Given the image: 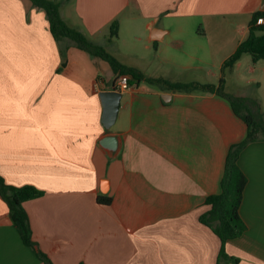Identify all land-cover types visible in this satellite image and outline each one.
<instances>
[{"label":"crops","instance_id":"obj_1","mask_svg":"<svg viewBox=\"0 0 264 264\" xmlns=\"http://www.w3.org/2000/svg\"><path fill=\"white\" fill-rule=\"evenodd\" d=\"M135 2L137 10L127 0H68L60 14L123 66L171 83L217 86L251 14L264 11V0ZM113 21L118 35L109 41ZM118 77L71 41L57 44L29 0H0V176L44 192L23 203L36 250L52 264H216L220 241L199 217L220 192L245 123L216 93L173 92L129 75L119 90ZM222 77L226 93L264 111V61L244 54ZM110 90L120 99L106 129L99 94ZM106 136L114 149L100 144ZM238 166L246 229L225 243V264H264V141L247 144ZM0 264H45L1 198Z\"/></svg>","mask_w":264,"mask_h":264},{"label":"trees","instance_id":"obj_2","mask_svg":"<svg viewBox=\"0 0 264 264\" xmlns=\"http://www.w3.org/2000/svg\"><path fill=\"white\" fill-rule=\"evenodd\" d=\"M31 4L45 12L49 25V31L57 44L62 40H69L78 48L86 51L92 56L105 60L114 72L119 75H129L133 80L144 79L146 83L161 85L166 90L173 92H201L216 93L227 99L231 104L234 114L240 118L247 127L246 137L239 143L232 144L226 154L223 175L220 180V192L211 194L206 198L209 207L206 213L199 217V222L208 227L220 241V248L216 264H225L231 260L224 251L227 241L239 237L246 229L239 214L242 201L243 189L246 177L238 166V157L241 150L249 143L264 141V111H261L257 102L251 99L234 96L224 90L223 74L225 69L231 68L242 55L248 54L251 61L256 63L264 61V11H256L251 14L247 24V36L241 41L234 52L227 57L221 65V78L217 86L197 83H171L161 78H144L142 74L132 68L123 66L106 50L84 36L78 30L69 27L61 17L60 8L68 0H29ZM129 8L137 10L135 0H127ZM118 23L113 21L109 25L108 40L117 38ZM63 58L61 67L64 66L65 49L59 48ZM44 192L32 185L12 186L6 184L0 176V198L5 202L12 224L16 228L24 245L30 247L45 264H52L41 252L36 250L35 242L31 237L28 217L23 209V203L43 196ZM109 197L98 196L97 203L101 205L110 204ZM233 263L236 260H233ZM85 264V263H80Z\"/></svg>","mask_w":264,"mask_h":264},{"label":"water","instance_id":"obj_3","mask_svg":"<svg viewBox=\"0 0 264 264\" xmlns=\"http://www.w3.org/2000/svg\"><path fill=\"white\" fill-rule=\"evenodd\" d=\"M103 113H102V124L106 129H109L115 122L117 111L119 108L120 93L116 90L102 91L99 94ZM163 95L161 98L166 101ZM100 144L105 147L114 149L116 147V138L112 136H106Z\"/></svg>","mask_w":264,"mask_h":264},{"label":"built area","instance_id":"obj_4","mask_svg":"<svg viewBox=\"0 0 264 264\" xmlns=\"http://www.w3.org/2000/svg\"><path fill=\"white\" fill-rule=\"evenodd\" d=\"M262 22H264V19L258 20V23H262ZM117 83H118L119 90H124L129 87L128 78L125 75H119L117 79Z\"/></svg>","mask_w":264,"mask_h":264},{"label":"rangeland","instance_id":"obj_5","mask_svg":"<svg viewBox=\"0 0 264 264\" xmlns=\"http://www.w3.org/2000/svg\"><path fill=\"white\" fill-rule=\"evenodd\" d=\"M248 86H250V87H248ZM252 86H253V84H246V83H243L241 85V87H243V89L248 90V88H249L250 91L254 90V88H252Z\"/></svg>","mask_w":264,"mask_h":264}]
</instances>
